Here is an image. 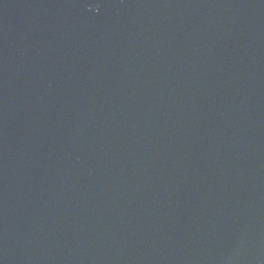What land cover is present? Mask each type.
I'll return each instance as SVG.
<instances>
[{
    "label": "water",
    "instance_id": "obj_1",
    "mask_svg": "<svg viewBox=\"0 0 264 264\" xmlns=\"http://www.w3.org/2000/svg\"><path fill=\"white\" fill-rule=\"evenodd\" d=\"M0 264H264V0H0Z\"/></svg>",
    "mask_w": 264,
    "mask_h": 264
}]
</instances>
